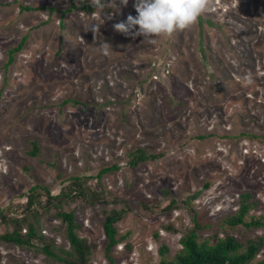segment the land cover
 I'll use <instances>...</instances> for the list:
<instances>
[{
	"label": "rangeland",
	"instance_id": "374dc122",
	"mask_svg": "<svg viewBox=\"0 0 264 264\" xmlns=\"http://www.w3.org/2000/svg\"><path fill=\"white\" fill-rule=\"evenodd\" d=\"M70 5L0 0V209L21 212L34 184L57 193L70 176H88L106 203L66 206L93 245L88 264H158L162 243L172 258L192 224L187 198L210 224L204 235L222 234L243 192L257 200L250 214L264 216V0H205L194 23L151 37L113 27L136 14L134 0L68 11L63 26L60 10ZM27 33L6 67L8 49ZM138 147L156 156L133 164ZM169 192L179 206L165 211ZM122 206L126 237L111 262L104 209ZM41 213L43 234L69 250L62 219ZM11 229L0 213V264H66L38 245L3 240ZM229 229L242 240L264 237V227ZM263 258L264 245L255 261Z\"/></svg>",
	"mask_w": 264,
	"mask_h": 264
},
{
	"label": "trees",
	"instance_id": "16d2710c",
	"mask_svg": "<svg viewBox=\"0 0 264 264\" xmlns=\"http://www.w3.org/2000/svg\"><path fill=\"white\" fill-rule=\"evenodd\" d=\"M40 7L29 4H21V9H37ZM98 8V7H97ZM94 3L90 0H71L68 8L61 9V25L64 26V17L68 11L79 9L83 11H96ZM51 11L55 10L49 7ZM28 39V33L8 49V59L5 66L9 67L15 60L17 52L22 50ZM69 101L77 102L70 98ZM65 100V101H67ZM39 151V145L34 142L32 154ZM131 162L137 164L146 161L156 155L150 153L148 149L138 147L129 152ZM115 165L105 166L99 171V176L109 170L115 169ZM88 176L72 175L65 180L59 192L52 193L48 187L42 184H34L27 196V202L21 212L9 215V210L0 209V213L5 222L12 225L10 231L1 235L5 241L15 242L20 245L40 246V248L50 257L62 260L66 264H88L89 256L93 245L87 238L79 234L81 224L77 219L74 209H68L67 204L77 199L95 204L97 202L106 203L102 191L92 188L87 182ZM39 189L46 192V202H41ZM170 193V192H169ZM171 200L163 210H170L171 207L179 206L178 196L170 193ZM192 198L186 199L187 210L191 216V226L181 238L182 247L172 257H168V246L165 243L160 245V260L158 264H264V258L256 260L257 255L264 245L263 236L248 237L242 240L231 233L229 228L244 226L248 229L264 227L263 215H251V209L257 205V200L252 198L251 192H243L239 197V207L236 212L228 214L222 220V234L219 230L204 235L202 230L210 227L209 223L200 221L198 210L190 205ZM41 203L44 212H50L55 217L61 218L67 227V236L70 240L71 248L68 250L63 246H56L54 241L48 239L41 229L42 211L34 208V204ZM130 209L126 206L121 208L113 207L104 209V230L107 237L106 254L111 262H114L112 255L113 248L125 239L118 229V223L123 219ZM158 236V233L156 234Z\"/></svg>",
	"mask_w": 264,
	"mask_h": 264
},
{
	"label": "clouds",
	"instance_id": "9594fccd",
	"mask_svg": "<svg viewBox=\"0 0 264 264\" xmlns=\"http://www.w3.org/2000/svg\"><path fill=\"white\" fill-rule=\"evenodd\" d=\"M121 2L126 4L128 0ZM93 3L96 8L103 9L106 0H93ZM112 3L115 6V0ZM134 7L135 15L129 13L126 20L115 22L113 27L133 36L151 37L172 33L194 23L205 9V0H134ZM93 27L99 29L98 24Z\"/></svg>",
	"mask_w": 264,
	"mask_h": 264
}]
</instances>
